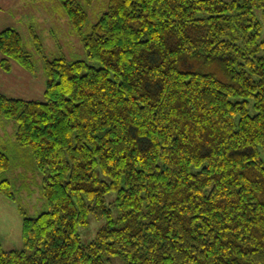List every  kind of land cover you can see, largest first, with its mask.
<instances>
[{"label":"trees","instance_id":"1","mask_svg":"<svg viewBox=\"0 0 264 264\" xmlns=\"http://www.w3.org/2000/svg\"><path fill=\"white\" fill-rule=\"evenodd\" d=\"M61 1L83 34L87 11ZM263 27L264 0H109L84 37L100 67L46 59L45 101L0 92L48 206L0 264H264ZM23 44L0 32L5 70L34 69ZM0 192L15 199L6 177ZM91 213L107 223L83 244Z\"/></svg>","mask_w":264,"mask_h":264},{"label":"rangeland","instance_id":"2","mask_svg":"<svg viewBox=\"0 0 264 264\" xmlns=\"http://www.w3.org/2000/svg\"><path fill=\"white\" fill-rule=\"evenodd\" d=\"M76 1L88 13L83 34L75 32L61 0H0V32L7 27L17 30L22 36L24 50L32 56L34 63V69L30 71L15 61L16 67L10 72L0 62L3 75L0 74V92L11 98L45 101L46 59L87 60L100 67V62L88 60L84 37L92 32L93 26L108 10L109 0ZM261 36H264V27ZM16 129L13 119L0 118V150L11 158L10 169L0 176V180L8 178L15 193V199H10L0 192V245L5 250L24 249V214L37 217L48 210L42 193L47 174L39 170L31 151L19 145ZM114 199V193L108 195V204L117 219L119 210ZM106 223V218L91 213L88 224L79 229L81 242L89 244ZM107 264H126V261L114 256Z\"/></svg>","mask_w":264,"mask_h":264},{"label":"crops","instance_id":"3","mask_svg":"<svg viewBox=\"0 0 264 264\" xmlns=\"http://www.w3.org/2000/svg\"><path fill=\"white\" fill-rule=\"evenodd\" d=\"M13 1H17V0H13ZM7 28H9V27H7ZM7 28H5V29H7ZM3 30H4V29H3ZM3 30H2V31H3ZM1 59H2V55H1V53H0V62H1ZM12 67H16L15 62L13 63V66H12ZM12 67H11V68H12ZM0 68H1V65H0ZM12 69H13V68H12ZM11 71H12V70L10 69V72H11ZM0 74H1V73H0ZM1 75H2V74H1ZM1 75H0V76H1ZM23 76H24V75H23ZM26 76L29 77L28 75H25V77H26ZM30 76H31V75H30ZM2 77H3V75H2ZM31 77H32V76H31ZM10 79H11V78H10ZM31 82H33V81H31Z\"/></svg>","mask_w":264,"mask_h":264},{"label":"bare ground","instance_id":"4","mask_svg":"<svg viewBox=\"0 0 264 264\" xmlns=\"http://www.w3.org/2000/svg\"><path fill=\"white\" fill-rule=\"evenodd\" d=\"M3 32V31H2Z\"/></svg>","mask_w":264,"mask_h":264}]
</instances>
